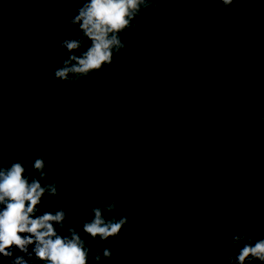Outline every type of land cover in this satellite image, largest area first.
I'll list each match as a JSON object with an SVG mask.
<instances>
[{
  "label": "trees",
  "instance_id": "1",
  "mask_svg": "<svg viewBox=\"0 0 264 264\" xmlns=\"http://www.w3.org/2000/svg\"><path fill=\"white\" fill-rule=\"evenodd\" d=\"M85 2L0 0V167L39 179L44 158L41 184L59 194L36 216L63 208L54 227L80 234L88 264H237L235 236L264 240V0H159L118 34L111 64L61 81ZM112 202L105 219L127 223L92 239L83 224ZM10 251L0 264H39Z\"/></svg>",
  "mask_w": 264,
  "mask_h": 264
},
{
  "label": "clouds",
  "instance_id": "2",
  "mask_svg": "<svg viewBox=\"0 0 264 264\" xmlns=\"http://www.w3.org/2000/svg\"><path fill=\"white\" fill-rule=\"evenodd\" d=\"M159 0H87L78 14L68 23L81 33V39L64 41L60 47L67 50L62 66L55 69L54 78L72 81L87 77L89 73L99 71L104 65L111 64L113 53L124 48L119 33L132 27V21L141 12L154 6ZM225 7L234 0H216ZM90 41V47L77 55L83 42ZM264 107V106H261ZM260 119L264 122V116ZM44 158L33 162V170L39 179L25 176V167L21 163H13L10 167H0V256L11 257L10 249L16 248L21 253L34 254L39 264H88L89 249L85 246L80 234L67 227L68 235H61L59 229H65L66 214L61 208L56 214L45 212L36 216L42 198L47 194L56 197L59 192L57 182L41 184L47 173L44 171ZM116 203L112 202L103 208L92 209L93 219L83 224V232L92 239L99 237L102 241L119 234L127 223L126 217L118 220L113 216L106 220L104 213H114ZM243 242V247L236 258L237 264H264V240L250 242L246 235L233 238V245ZM34 245L32 253L28 247ZM218 251V248L216 249ZM113 249L105 248L103 258L112 256ZM99 262L101 256L95 255ZM12 264H26L24 256L16 257Z\"/></svg>",
  "mask_w": 264,
  "mask_h": 264
}]
</instances>
